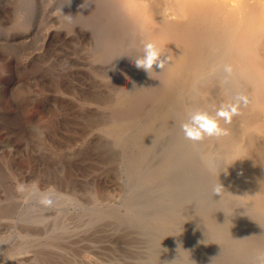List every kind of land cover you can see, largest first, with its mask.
<instances>
[{"label":"rangeland","instance_id":"rangeland-1","mask_svg":"<svg viewBox=\"0 0 264 264\" xmlns=\"http://www.w3.org/2000/svg\"><path fill=\"white\" fill-rule=\"evenodd\" d=\"M106 2L0 0V264H259L258 211Z\"/></svg>","mask_w":264,"mask_h":264},{"label":"bare ground","instance_id":"bare-ground-1","mask_svg":"<svg viewBox=\"0 0 264 264\" xmlns=\"http://www.w3.org/2000/svg\"><path fill=\"white\" fill-rule=\"evenodd\" d=\"M106 3L117 15L113 17L116 27L122 26L129 37L136 36L137 46L135 43L133 47L141 51L142 43L150 41L168 57L165 67L157 68L160 86L150 97L153 104L170 109L180 105L187 114L203 110L215 115L221 106L234 103L236 95L231 85L238 86L240 95L243 92L248 96L247 105H241L230 124L220 121L227 135L206 138L200 145L229 163L219 179L258 211L259 231L264 237V0ZM224 65L232 67L230 80L221 82L217 78L216 92L210 82L216 80L214 71H223Z\"/></svg>","mask_w":264,"mask_h":264},{"label":"clouds","instance_id":"clouds-1","mask_svg":"<svg viewBox=\"0 0 264 264\" xmlns=\"http://www.w3.org/2000/svg\"><path fill=\"white\" fill-rule=\"evenodd\" d=\"M167 63L168 57L155 43L150 41L142 43V50L137 52L134 60V66L149 76L154 72V66L163 69ZM223 71L230 75L232 73L231 65H224ZM247 103V98L241 94L235 97L234 103L221 106L215 115H210L203 110L190 111L180 126L184 138L193 143H199L206 138H219L227 135V129L221 126L220 121L230 124L233 117L239 115L241 105H247ZM40 203L45 207H51L53 199L45 193L42 194ZM259 264H264V257L259 259Z\"/></svg>","mask_w":264,"mask_h":264}]
</instances>
